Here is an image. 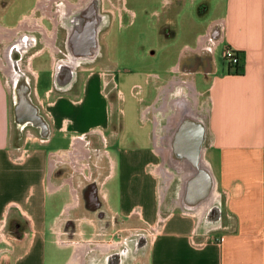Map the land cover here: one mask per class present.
<instances>
[{
  "label": "crops",
  "instance_id": "1",
  "mask_svg": "<svg viewBox=\"0 0 264 264\" xmlns=\"http://www.w3.org/2000/svg\"><path fill=\"white\" fill-rule=\"evenodd\" d=\"M34 1L13 25L3 18L11 2L0 7V264H79L74 256L81 244L76 258H83L82 264H264V0H211L210 7L202 4L198 15L203 18L212 9V17L200 21L188 11V4L194 8L200 0H164L166 34L178 37L171 26L187 17L181 38L192 44L179 49L167 78L153 75L155 95L147 107L152 112L140 115L150 127L146 148L133 147L132 138L120 132V116L113 124V103L105 88L100 89L106 101L105 123L83 129L74 121H82L78 108L93 90L92 79H101L100 73L82 67L74 83L62 90L54 80L55 58L46 69L44 61L37 62L44 48L31 54L24 49L18 66L29 78V95L49 125V136L43 138L40 130L38 136L28 132L21 145L18 139L26 127L15 126L13 135L14 87L11 90L7 83V71L18 56L13 58L10 48L40 31L26 30L38 26L36 21L43 16L39 0ZM68 1L69 10L79 4ZM103 6L110 17L109 30L115 22L119 26L125 14L135 15L128 0H107ZM45 38L43 33V44ZM228 47L241 54L242 74H231L228 65L218 66V49L223 48L224 59ZM197 76L208 85L199 89ZM114 90L123 101L117 83ZM181 102L184 106L177 110ZM201 124L222 228L197 238L195 244L202 214L195 213L191 200H198L204 179L193 180V173L179 176L164 162V140L171 132L167 150L173 160L187 163L190 159L184 155L194 151L193 143L180 142L177 131L187 126L183 129L187 138L196 136ZM161 168L168 184L158 172ZM167 168L174 178L169 171L167 175ZM101 211L115 224L100 227L93 222V215ZM162 211H168L164 221ZM16 215L26 224H15L18 235L12 241L6 235L7 225L12 218L17 220ZM70 218L77 226L65 223ZM124 219L133 226L127 236ZM140 221L155 233L148 247L146 237L131 242L139 234Z\"/></svg>",
  "mask_w": 264,
  "mask_h": 264
},
{
  "label": "rangeland",
  "instance_id": "2",
  "mask_svg": "<svg viewBox=\"0 0 264 264\" xmlns=\"http://www.w3.org/2000/svg\"><path fill=\"white\" fill-rule=\"evenodd\" d=\"M10 2L11 6L8 7ZM113 2L115 4V1ZM34 4V0H0V7H2L3 5H6L4 7H8L7 11L3 13L4 22L9 25L16 24L17 21L22 17V13L28 12L34 6ZM202 4H207L210 7L211 5L209 4H211V0H200L197 2L194 8H191L188 4V11L190 15L194 16L195 20L200 21L203 18L209 20L212 17V9L204 13L203 18L198 15V10L202 6ZM128 8L131 11L135 12V15H132L131 13L125 14L124 24L121 25L122 28H120V23L119 26L117 22L114 23V28L112 30L115 33H113V36L111 37V48L108 51L109 55L112 58H116L119 54L122 56H118L120 57V65L117 69H115V80L113 84L117 83L119 85L120 89L124 93L125 98L123 101L119 99L117 96V90L110 92L109 90L112 89L111 86L107 90L105 89V92L106 94L110 95V100L113 103V105H111V113L113 114V116L111 117H113V124L115 125V123H118V120L116 119L120 116V118L122 119V126L119 129L120 132L122 131V134L124 132L123 135L125 136V138H132V141H134L132 143L133 147L146 148L149 146L147 133L150 130V127L148 126L149 123L141 121L140 110L142 107L148 106L155 95V88L153 87L154 85L152 83L148 85L145 84L146 75L149 78L152 77L151 82L155 81V77H153V75H159L162 78H167L172 66L177 62V53L179 49L183 44H192V42L188 40L186 41L181 38L183 34L181 32V26L183 23L187 22V17L183 18V20L180 18V22H178V24L171 26L172 28H174L175 32L174 30L171 31L177 34L178 37L174 39V37H169L166 34L167 30L165 28L166 25H164V15L167 10V6L165 5L164 0H128ZM180 12L183 13L184 10H181ZM43 16L46 17L44 13ZM29 18H31V16H26L24 19ZM54 24L55 26L57 25L55 22ZM171 27L169 26V30ZM47 32L48 35H50L49 31ZM196 32L199 31L197 30ZM109 33H111V30H109ZM2 49L4 50L5 48L3 47ZM222 53L223 48H219L216 54V57L218 59V66L221 68L227 67V63L223 59ZM56 58L58 60H63L65 57L59 55L56 56ZM39 60L41 62L44 61L43 63H45V69L46 67H50V57L48 55H45L44 57L41 56L37 59V62ZM109 64L110 66H108V68L111 69L116 66L115 62H109ZM86 67L92 68V71L95 73H99L105 68L104 64H102L101 61H98V63L93 64L92 66ZM30 79L32 82H34V79L32 80L31 76ZM207 79L208 78H206V80ZM196 81L199 89L208 85L206 81L203 82V78L201 76H197ZM7 83L9 84L8 81ZM136 84H140L144 87V94L142 95L141 93L140 95H138L140 98H143V101L133 95L134 90H132V88ZM90 87V90H93L89 93L88 97L82 101L81 105L78 108L82 121L74 118V121L79 123V125H82L83 129L96 127L101 123L104 124L106 121V101L103 98L102 94L100 96V89L104 90L103 79H92ZM12 121L14 122V114ZM15 126L16 125L13 124V135H16ZM169 129L170 128L168 127L166 129V132H168ZM28 132L32 133L35 136L39 135L38 129L28 125L26 129L21 132L18 139L21 145H23V143L27 139L26 135ZM131 132L134 133V137L130 135L132 134ZM160 170H162V168L159 169L158 172L160 176L163 177V175L160 173ZM217 211H219V209ZM162 212L163 213L160 218L164 221V217H166L168 211ZM218 214L220 215L221 211L220 213L216 211L212 212L206 221H217L219 217ZM104 216L105 219L103 220V218H99V214L93 215V222H96V224L100 227H110L112 224H115L111 218H106L105 213ZM223 216V219L226 220V213ZM14 217H17L15 218L17 220H12V218L9 221L6 232L7 237L12 241L13 238L18 235L17 231H15V224H26L24 219L18 218L17 215ZM193 217H196L198 219V217L195 215H193ZM65 223L69 224L71 227L77 226L76 220H73L71 218L65 221ZM131 223V220L124 219V236L129 235V233L131 232L130 230H132L133 228V226H131ZM138 225L140 226L139 234L137 238H132L131 242L138 243V241L143 240L146 237V244L148 247V245L151 243V240L154 238L155 233L151 232V230L147 226H145V223L141 221L138 222ZM204 225L206 224L202 223V227H204V229L201 227L202 229L199 230L200 236L197 237L200 238V240L206 238L207 236H211L212 234H215L220 230V225L217 226L215 224H210L212 227H209L210 225H208L209 228L205 227ZM80 246L82 247L84 245L81 244L77 246L76 254H78ZM76 254L74 256V261L82 264L81 261H83V258L80 261L76 258ZM143 256H147V249L143 251Z\"/></svg>",
  "mask_w": 264,
  "mask_h": 264
},
{
  "label": "flooded vegetation",
  "instance_id": "3",
  "mask_svg": "<svg viewBox=\"0 0 264 264\" xmlns=\"http://www.w3.org/2000/svg\"><path fill=\"white\" fill-rule=\"evenodd\" d=\"M74 1L78 2V0ZM51 2L52 0H41V5L38 8L46 16H40V21L43 26L41 22L37 20L38 26L36 25L34 28H32V26H27V29L25 28L26 30L32 31L34 29H39L40 31H34L32 34L28 33L30 35H26L18 41L19 44L23 46V49L18 48V42L12 45L10 50H12L13 58L16 59L18 56L17 59H19L20 52H23L21 50L24 49H28L27 51L31 54L34 51H39L44 48L45 54L42 55V57L48 55L50 57V64L53 58H55L57 64L55 82L57 78L61 80L64 78L66 66L63 65L62 61H68L70 64L73 62L76 72L82 67L92 66L98 63V61H101L105 68L99 72L100 77L103 79L104 88L107 90L111 86L112 89L109 91L112 92L115 86V83L113 84L115 80L114 72L115 69L119 67V58L122 56L119 54L118 56L120 57L117 56L116 58H112L108 53L111 48V37L115 32L112 30L113 27L111 33H109L110 17L103 6V3H107V0H79L78 6H74L72 10H69L72 6L69 5L68 0H54L52 5ZM34 19L36 18L34 17ZM53 21L57 24L56 26ZM121 24H124V21L120 22V28H122ZM46 30L49 31L50 35H48ZM9 33L13 32L10 31ZM43 33L45 34V40H47L48 45L43 44ZM9 44L12 43L10 42ZM59 55L65 58L63 60H58L56 56ZM109 62H115L116 66L112 69L108 68V66H110ZM150 78L152 79V77ZM151 79L146 75L145 84H150L152 81ZM75 83H77V80ZM133 89V95L143 101V98H140L138 95L141 93L142 95L144 94V87L142 85L135 86ZM147 107L148 106L141 108L140 115L152 112V109L150 108L148 110ZM13 114L15 125L21 130V126L17 124V116L14 111ZM27 126L28 124H26L24 128ZM195 138V135L189 136L190 142L193 143V148L199 145ZM187 153L190 156L194 155L193 151H188ZM91 188L93 187H89L86 191L88 198H91L90 195H92L90 193ZM100 213L103 218H105L104 213L102 214V212H99L98 214L100 215Z\"/></svg>",
  "mask_w": 264,
  "mask_h": 264
},
{
  "label": "bare ground",
  "instance_id": "4",
  "mask_svg": "<svg viewBox=\"0 0 264 264\" xmlns=\"http://www.w3.org/2000/svg\"><path fill=\"white\" fill-rule=\"evenodd\" d=\"M18 44H19V42H18ZM18 48L19 49H23V46H21V44H19ZM21 51H23V50H21ZM18 60L19 59H16L14 61V63L12 64L13 66L9 65V69L7 71V73H8L7 75H8V77L10 76L9 77L10 89L12 90L13 87H14L13 90H14V102L15 103H13V109L15 108V105H17V107L19 105V113H18V115H20V117H18V116L17 117H18L19 123L23 124V126H21V130L24 129V126L26 124L36 128V129H39V130L41 128L40 127L41 125L43 127L47 128L48 127V125H47L48 123H47L46 119L41 115V112H40L41 109L39 110V108L32 101L31 96L29 95V93H30L29 78L22 71V69L18 66ZM62 62H63V65L66 66V68H69L72 71L75 70V66H74L73 62H72V64H70L68 61H62ZM10 70H12L11 74L9 72ZM29 104H30V106H29ZM182 104H183V102L178 104L177 110L180 107L182 108L184 106ZM33 105H35L36 107L33 106ZM31 107L34 109V111H36V113L34 112V113L30 114L31 113ZM201 126L203 127L202 124H201ZM49 131H50V129H49ZM169 132H170V129H169ZM47 133H48V131H47ZM170 133H168L165 136V140H164V146H165V149H166V151L164 153V158H165L164 161L168 162L170 167L175 168V170L178 171V175L179 176H183V175L184 176H188V175L190 176V174L193 173L195 175V179H193V180L196 181L197 178L204 179V180H202L203 184L201 183L202 188H201V191H200L201 193H200V196L198 197V200H191V203H193L194 204L193 206H195L194 207L195 210H197V211H195V213H201L202 214V216H201V218L199 220V225H198V227L200 228L202 226V224H201L202 221H204L205 224H206V222L207 223L209 222V221H206V220L208 219V217L211 215L212 212L216 211V212L220 213V211H217L219 209L218 206H217L218 195H217V192L214 191L215 189H211V191L206 195V197H204L205 194L203 195V192H204L203 189H204V187L207 186V181H205V178L209 177L211 179L212 187H214L215 180H214V177L211 175V172L209 170V165L206 162L204 147L201 150L200 161H199L198 165H197V163L195 165H193V163L191 161H188L187 162L188 165H187V163H185V161L181 162V161H178V160H175V159L173 160V158L171 156V153L167 150V147H166V146H168V143H169V139H170V136H171ZM168 171L172 174L173 178H174V176H176L168 168H167V170L165 169V172L167 173V175L169 174ZM164 179H165V181L168 184V178H167L166 175H164ZM182 182H183V180H182ZM190 187H191V184H189V188ZM180 192H182V191H180ZM204 217H205V219H204ZM214 224L217 225V226L220 225V223L218 221H215L211 225H214ZM208 225H210V224H206V227H208ZM211 225L209 227H212Z\"/></svg>",
  "mask_w": 264,
  "mask_h": 264
},
{
  "label": "water",
  "instance_id": "5",
  "mask_svg": "<svg viewBox=\"0 0 264 264\" xmlns=\"http://www.w3.org/2000/svg\"><path fill=\"white\" fill-rule=\"evenodd\" d=\"M76 71L74 70V71H72L71 69H69V68H66L65 70H64V79L63 80H60V79H58L57 78V80H56V82L57 83H61V87L62 88H64V89H62V90H65V89H67V88H69L73 83H74V80L76 79V76H77V73H75ZM30 88V87H29ZM30 93H31V88H30ZM29 93V94H30ZM29 106H30V104H29ZM33 106H35V105H33ZM36 107V106H35ZM29 111V110H28ZM36 113V111H34V109L31 107V113L30 114H32V113ZM14 113H15V115L16 116H18V117H20V115H18V113H19V105H18V107H17V105H15V108H14ZM32 116V115H31ZM18 117H17V124L19 125V126H23V124L22 123H19V120H18ZM48 125V124H47ZM41 128H40V134H41V136L43 137V138H46V137H48L49 136V133H50V131H49V125H48V129L47 128H45V127H43L42 125L40 126ZM187 126H185L184 128H183V125L181 126V127H179V129H178V133H177V135H179L178 137H179V140H180V142H184V143H186L187 145H189V143H191L190 142V140H189V138H187V130H183V129H185ZM47 131H48V133H47ZM178 137H177V140H178ZM185 140V141H184ZM195 140H196V142L197 143H199V145L198 146H196L195 148H194V155L193 156H190V155H184L186 158H189L190 159V161L193 163V165H195L196 163H197V165L199 164V161H200V154H201V150L203 149V147H204V142H205V129H204V127H202L201 126V130H200V133L199 134H197L196 135V138H195ZM186 145V147H182L181 149L182 150H184V149H186L188 146ZM189 147H191V146H189ZM211 189H212V183L211 182H209V183H207V186L206 187H204V189H203V195L205 194V196L204 197H206V195L211 191Z\"/></svg>",
  "mask_w": 264,
  "mask_h": 264
},
{
  "label": "built area",
  "instance_id": "6",
  "mask_svg": "<svg viewBox=\"0 0 264 264\" xmlns=\"http://www.w3.org/2000/svg\"><path fill=\"white\" fill-rule=\"evenodd\" d=\"M224 59L228 65L229 68H231L232 73L231 74H242L243 69L241 67V54L234 50L233 48H226L224 52ZM220 229L222 228V225L220 224ZM202 228L197 227L194 231V237H193V242L195 244H198L196 242V238L200 236L199 230ZM204 229V228H203Z\"/></svg>",
  "mask_w": 264,
  "mask_h": 264
}]
</instances>
